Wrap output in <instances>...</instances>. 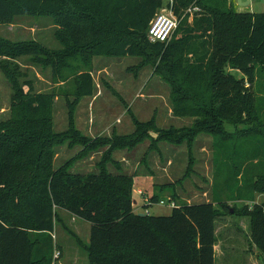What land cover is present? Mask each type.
I'll use <instances>...</instances> for the list:
<instances>
[{"label":"trees","instance_id":"1","mask_svg":"<svg viewBox=\"0 0 264 264\" xmlns=\"http://www.w3.org/2000/svg\"><path fill=\"white\" fill-rule=\"evenodd\" d=\"M163 4L164 0H142L134 8L125 0H0V25L21 15L53 14L56 34L71 57L96 48L135 55L149 44L159 56L156 73L172 87L173 112L196 117L194 127L186 128L190 130H167L164 137L177 144L188 139L191 144L202 130L227 136L225 123L233 124L246 113L244 78L260 87V93L264 89V11H240L229 0H174L170 9L179 18L191 5L201 9V16L193 24L183 19L167 43L152 42L150 22ZM39 54L37 44L0 40V56ZM75 84L82 95L94 92L89 71L75 75ZM32 91V80L26 79L20 92L32 99L37 114L47 103ZM43 116L6 122L0 129V264H55V251L61 248L54 239L58 209L91 223L89 244L74 236L88 252L90 264H216V218L221 214L217 207L227 208L218 196L208 202L175 204L170 215L139 216L134 209V176L109 153L96 171L73 172L69 161L57 169L47 166V173L21 184L15 162L21 148L29 160L44 153L42 140L52 136L42 126ZM135 123L138 137H113L108 140L112 146H127L159 132L151 121ZM73 136L89 142L78 130ZM230 140L215 142L217 158L224 155L237 169L234 176L244 177L247 154L232 149ZM106 141L95 139L89 147L96 149ZM259 157L264 161V155ZM112 164L116 172L108 169ZM254 181V191L264 193V174L257 173ZM151 201L160 200L154 195ZM249 214L251 239L264 262V201L255 202Z\"/></svg>","mask_w":264,"mask_h":264},{"label":"rangeland","instance_id":"2","mask_svg":"<svg viewBox=\"0 0 264 264\" xmlns=\"http://www.w3.org/2000/svg\"><path fill=\"white\" fill-rule=\"evenodd\" d=\"M125 1L134 8L142 4V0ZM229 3L240 11H264V0H229ZM165 9L166 3L157 13ZM201 13L195 5L182 18L173 13L177 28L183 19L188 18L189 24H193ZM55 17L48 13L21 15L10 24L0 25V40L11 45L34 43L40 50L38 58L0 56V129L4 130L6 122L44 115L42 126L46 133H52L48 140H42L44 153L38 156L32 155L28 160L21 148L15 161L20 169L17 173L20 183L29 185L33 177L47 173L48 167L57 169L69 161L73 172L96 171L109 153L122 164L125 173L134 176L133 199L137 202L134 209L138 214L170 215L172 202L177 205L208 202L218 196L217 200L227 207H217L221 213L216 218L218 264H257L255 253L249 249V212L255 202L264 201V193L254 191L255 175L264 174V161L259 157L264 155V89L260 93V87L252 86L250 79L244 78L246 113L234 119L233 124L225 123L227 136L216 135L209 129L196 133L191 144L188 139L181 144L172 143L164 137L167 130H190L186 128L194 127L196 117L173 112L172 87L155 70L154 61L159 57L156 51L148 44L135 55L101 53L96 48L67 56L66 46L56 34ZM83 71L93 75L92 95H82L77 90L75 75ZM231 72L243 78L241 72ZM26 79L32 80V94L40 95L43 103H47L37 114L30 105L32 99L22 97L20 92ZM136 120L153 122L159 132L152 131L127 146H112L108 140L113 137H138ZM74 130L89 142L77 140ZM158 134L161 137L157 138ZM95 139L107 141L92 149L89 146ZM220 139H231L232 149L247 154L244 158L247 175L243 172L244 177H235L237 169L233 162L224 155L217 158L215 142ZM108 169L116 172L113 164ZM154 195L165 203L148 205L145 199ZM77 235L89 244L91 223L58 209L54 239L62 249L58 248L55 254L66 250L65 256L62 253L56 258L61 263L71 257L72 248L80 250L74 237ZM81 255L83 264H90L86 252L82 250Z\"/></svg>","mask_w":264,"mask_h":264},{"label":"built area","instance_id":"3","mask_svg":"<svg viewBox=\"0 0 264 264\" xmlns=\"http://www.w3.org/2000/svg\"><path fill=\"white\" fill-rule=\"evenodd\" d=\"M164 2L166 3V9L157 13L150 22L148 37L152 42L167 43L177 28V20L173 15L172 10L169 9L173 5L174 0H164ZM145 200L147 204L149 202L152 203V201H150L151 199L146 198ZM159 203L164 204L165 201L160 200ZM171 205L175 206V203L172 202ZM60 256V252L55 254L56 258H59Z\"/></svg>","mask_w":264,"mask_h":264},{"label":"crops","instance_id":"4","mask_svg":"<svg viewBox=\"0 0 264 264\" xmlns=\"http://www.w3.org/2000/svg\"><path fill=\"white\" fill-rule=\"evenodd\" d=\"M215 234H216V237H217V242H216V244H215V258H216V264H218V256H217V250H216V247H217V245H218V241H219V236H218V234H217V230H216V232H215ZM76 239V238H75ZM82 239V238H81ZM77 241V240H76ZM86 243V242H85ZM78 245H79V247H80V250L78 249V248H74V251H73V248H72V250H71V257H69V258H71L70 260H69V258H68V261H66V262H64V263H61L59 260H57L56 259V261H55V264L57 263V262H59V264H83V262H82V255H81V252H82V250L83 251H85L86 252V254H87V258L89 259V257H88V252L82 247V245L80 244V243H78ZM62 249V248H61ZM249 249H250V251H252V252H254L255 254V256H256V258H257V264H261L260 262H262L261 261V258H260V256H259V249H258V247L256 246V244H254L253 242H252V239H251V233H250V235H249ZM57 251V250H56ZM60 253H61V255H62V253L64 254V256H65V252H66V250H65V248H63V252H61V251H59Z\"/></svg>","mask_w":264,"mask_h":264},{"label":"water","instance_id":"5","mask_svg":"<svg viewBox=\"0 0 264 264\" xmlns=\"http://www.w3.org/2000/svg\"><path fill=\"white\" fill-rule=\"evenodd\" d=\"M137 202L134 200V205L136 204ZM234 210H231V212H233ZM139 216H144L145 214L144 213H139L138 214Z\"/></svg>","mask_w":264,"mask_h":264}]
</instances>
